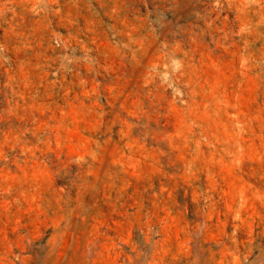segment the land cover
Masks as SVG:
<instances>
[{"label":"rangeland","instance_id":"1","mask_svg":"<svg viewBox=\"0 0 264 264\" xmlns=\"http://www.w3.org/2000/svg\"><path fill=\"white\" fill-rule=\"evenodd\" d=\"M0 264H264V0H0Z\"/></svg>","mask_w":264,"mask_h":264}]
</instances>
